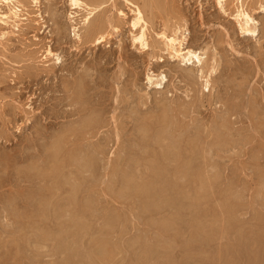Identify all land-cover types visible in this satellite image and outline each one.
Wrapping results in <instances>:
<instances>
[{
  "label": "rangeland",
  "instance_id": "1",
  "mask_svg": "<svg viewBox=\"0 0 264 264\" xmlns=\"http://www.w3.org/2000/svg\"><path fill=\"white\" fill-rule=\"evenodd\" d=\"M105 1L0 22V264H264V0Z\"/></svg>",
  "mask_w": 264,
  "mask_h": 264
},
{
  "label": "bare ground",
  "instance_id": "2",
  "mask_svg": "<svg viewBox=\"0 0 264 264\" xmlns=\"http://www.w3.org/2000/svg\"><path fill=\"white\" fill-rule=\"evenodd\" d=\"M2 3H5L7 6H8V11L6 12H2L0 14V22L2 24H8L9 22V19L13 18V19H19L18 17H20V14H19V8L16 4H14L13 0H0ZM128 1V0H127ZM72 4L74 7H84L87 11V13L85 14V17H84V23L86 22L87 24L92 22L93 26H92V29L89 31V34H90V37L91 38H94L95 40H101L103 41V39L105 38V34L107 33L106 29H107V26L110 25V22L109 20L105 21L104 19H102L101 17H97V19H93L92 16H96V14L98 13L100 7H102V5L106 2L105 0H71ZM136 20L134 21L133 25H136V24H139L140 22H143L141 26V32L139 33V35H137L135 38V40L139 41L140 44H141V48L142 46L143 47H148L150 46L148 40H147V35H146V19H145V16H144V13H143V10L139 7H136ZM241 16H244V22H245V27H244V30L247 33L249 34H252L254 31V29L251 28V25L249 26L248 24L250 23L249 21H251V17L246 13V12H240ZM95 18V17H94ZM94 20V22H93ZM16 20H14L15 22ZM10 23V22H9ZM12 23V22H11ZM112 23V22H111ZM114 23V22H113ZM14 24V23H12ZM15 25V24H14ZM167 40H166V43L167 45L170 47V49H172L174 51V57H179L181 58V60L183 62H186V63H194L196 64V66H198V71L200 72L201 76L204 77V89L206 92H210L211 89H212V73H216L217 72V68H216V64L214 63L215 61H212L211 63L209 62H206V60H208L206 57H204L203 55H200V52L198 51H195L193 49H187L185 50L183 47H182V44L180 41L177 42V38L176 37H166ZM138 42V43H139ZM155 42V41H154ZM152 44V43H151ZM143 48V49H145ZM173 53V52H172ZM206 56V55H205ZM211 56V55H210ZM175 57V58H176ZM205 58V59H204ZM216 58V57H215ZM201 71H200V70ZM221 72L219 71V74ZM218 74V72H217ZM150 76V75H149ZM219 76V75H217ZM165 75L162 74L161 77H159V80L156 81V83L154 84L155 87L157 88H161V87H164V83H165ZM200 77V76H199ZM214 77V76H213ZM247 77V76H246ZM232 78V77H231ZM151 80V77L149 78ZM158 79V78H157ZM248 79V78H247ZM246 79V80H247ZM189 80V79H188ZM222 81V80H221ZM242 81V80H241ZM192 82V81H191ZM228 82V81H226ZM152 83V82H151ZM215 83V82H214ZM164 84V85H163ZM238 87V86H237ZM204 92V91H203ZM76 95V94H75ZM233 97V96H232ZM256 98V97H255ZM216 100H220V98H214ZM228 99V98H227ZM75 100V99H74ZM209 101V100H208ZM222 101V100H220ZM253 102V101H252ZM201 103V102H200ZM198 105V104H197ZM231 105V104H230ZM85 106V105H84ZM238 106V105H237ZM226 107V106H225ZM228 107V106H227ZM249 108V107H248ZM227 109V108H226ZM85 110V109H84ZM166 110V109H165ZM218 113V112H217ZM223 113V112H222ZM79 114V113H78ZM167 114V113H166ZM220 114V113H219ZM219 114H217V116L219 117ZM227 115V114H226ZM229 115V113H228ZM89 116V115H88ZM163 116L166 117V115L164 114ZM96 117V116H95ZM162 117V116H161ZM218 121L216 120V123L218 122V127L217 126H214L215 128L217 127L218 130L219 128H222L224 127V129H226V131L229 132V129L230 126H228V120H227V116L225 115H220ZM90 120V119H89ZM167 120V119H166ZM168 121V120H167ZM89 122V121H88ZM155 122V121H153ZM264 122V121H263ZM215 123V124H216ZM220 123V124H219ZM228 123V124H227ZM78 125V124H77ZM86 125V124H85ZM217 125V124H216ZM76 126V125H75ZM233 127V126H232ZM86 129V128H85ZM150 130V129H149ZM221 130V129H220ZM95 131V130H94ZM181 131V130H180ZM77 132V131H76ZM80 132V131H79ZM85 132V131H84ZM75 133V132H74ZM73 133V134H74ZM89 133V132H88ZM219 133V131H215V133L213 132V137H214V140L218 142V140H216V134ZM72 134V135H73ZM79 134V133H78ZM178 134V133H177ZM181 134V133H180ZM215 134V135H214ZM220 134V133H219ZM232 134V133H231ZM84 133L82 134V137H83ZM227 135V134H226ZM75 136H76V133H75ZM74 136V137H75ZM78 136V135H77ZM81 136V134H80ZM79 136V137H80ZM90 136V134H89ZM73 137V138H74ZM80 137V138H82ZM86 138V136H85ZM76 139V138H74ZM78 139V138H77ZM84 139V137H83ZM218 139V137H217ZM70 140V139H69ZM81 140V139H80ZM86 140V139H85ZM148 140V139H147ZM72 142V139L70 140ZM75 141V140H74ZM75 143V142H74ZM77 143V142H76ZM219 143V142H218ZM69 144V143H68ZM73 144V142H72ZM82 144V143H81ZM217 144V143H215ZM220 144V143H219ZM219 146V145H218ZM69 147V146H68ZM190 148V147H189ZM79 149V148H78ZM166 150V149H165ZM183 150V149H182ZM95 151V150H94ZM172 151V150H170ZM218 151V150H217ZM149 152V151H148ZM177 152V151H176ZM87 153V152H86ZM220 154V153H219ZM7 159V158H6ZM157 159V158H156ZM155 159V160H156ZM85 160V159H84ZM94 161V159H93ZM76 162V161H75ZM65 166V165H64ZM77 166V165H76ZM10 167V166H9ZM189 168V167H188ZM83 170V169H82ZM175 173V172H174ZM7 218V217H6ZM232 225V224H231ZM2 228V227H1ZM80 230V229H79ZM233 230V229H232ZM251 236V235H250ZM230 240V239H229ZM231 241V240H230ZM262 243V242H261ZM231 248V247H230ZM231 251V250H230ZM15 255V254H14ZM15 257V256H14ZM84 258V257H83ZM159 258V257H158ZM228 258V257H227ZM88 259V258H87ZM233 259V258H232ZM231 261V260H229Z\"/></svg>",
  "mask_w": 264,
  "mask_h": 264
}]
</instances>
